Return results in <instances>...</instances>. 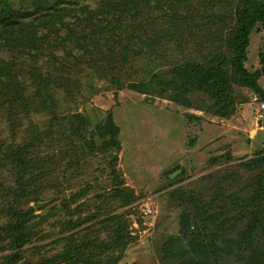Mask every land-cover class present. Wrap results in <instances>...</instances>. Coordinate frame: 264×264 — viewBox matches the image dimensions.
Wrapping results in <instances>:
<instances>
[{
	"label": "rangeland",
	"instance_id": "374dc122",
	"mask_svg": "<svg viewBox=\"0 0 264 264\" xmlns=\"http://www.w3.org/2000/svg\"><path fill=\"white\" fill-rule=\"evenodd\" d=\"M143 3L146 21L134 27L122 0H0V71L40 68L53 97L14 134L0 115V264H202L206 250L244 264L264 254L258 234L208 223L201 233L217 237L204 250L165 255L184 214L222 213L209 206L221 189L253 196L255 174L226 180L232 164L264 151V100L235 77L232 43L238 13L264 0ZM262 52L259 23L248 72ZM13 152L33 161L25 168ZM227 209L219 222L235 224Z\"/></svg>",
	"mask_w": 264,
	"mask_h": 264
},
{
	"label": "trees",
	"instance_id": "16d2710c",
	"mask_svg": "<svg viewBox=\"0 0 264 264\" xmlns=\"http://www.w3.org/2000/svg\"><path fill=\"white\" fill-rule=\"evenodd\" d=\"M122 1L125 3V5L132 7L128 16V20L132 21L134 27L136 24L143 25L146 21V13L142 12V5L144 4L143 0ZM120 6V4L117 5V7ZM178 18L179 17H171L169 20L177 25ZM122 20L123 19L120 18L116 21L121 23ZM259 23L264 24V6L262 5L257 6L254 4H249V6L244 11L238 13V19L236 21L235 31L233 33L234 37L232 48L235 54L232 70L235 74V77L239 78L243 83L250 86L254 93L264 100V89L259 84V80L264 77V52L259 55V63L261 66L260 70L258 69L252 74L248 72L243 66L248 59L250 36ZM89 24L92 25L91 22H89ZM117 30L119 31V29H112L109 34H114L115 32L117 34ZM138 38L142 42L144 35L139 33ZM83 39H87V37ZM36 41V44L38 43V45H36L34 48L32 47L31 49L36 51L37 54L39 51H42V47L44 46H39V43H42L41 37H39ZM122 55L123 53L118 55V57L122 58ZM11 67L15 68V63H12ZM32 70L33 71L22 72V75L19 76V78L24 76V73L26 74L25 76L29 78V84L31 83V86L34 85V87H36L34 94L27 93L29 88L26 87L25 81L19 79L16 73L13 75L11 68H8L5 72L0 71V115H2L10 125L11 132H13V134L17 128H20V123L23 121V119H28L29 115L34 110L49 108L53 105V97L52 95H49L51 93L49 90L52 88L50 80L44 79L45 77L41 73L40 68L32 67ZM31 128L34 131V135L32 137L34 140H37V135H39L37 127L33 126L32 124ZM12 155L15 158L20 156V159L17 161V163L25 164V168H27L26 164H30L33 161L32 159H27L28 155L25 153L13 152ZM34 162V165L37 167V169L46 174V170L48 168H41L39 166L44 164L43 161L35 159ZM226 172V180L232 183V186L240 185L242 183L243 174H255V176L253 175L254 177L251 181L254 183V188L250 185L251 191H253V196H250L248 199L241 198V196L238 195L240 193H233L229 196H226V190L221 189V192L216 195L215 200L209 204V206L215 211L221 210L222 213L220 215H218V212L209 214L206 210H202L200 208L194 209L191 215L184 214V216L181 218L180 232L175 235L168 244L165 254L166 259H169L171 255H175L176 251L179 250L186 251L191 249L194 251L196 248H198L199 251L200 249L204 250V248L207 247L202 246L205 244V240L212 241L215 236L217 237V235L209 236V234L205 235L201 233V227L207 226L206 224L208 223L209 225H214V229H217L222 233L239 231L237 237L248 235L249 237L253 238V235L258 234L262 237V239H264V151L258 156L241 160L236 164H232V166L228 168ZM242 191L244 190H241V192ZM175 200L177 201L180 199L176 197ZM218 204L219 209H217ZM226 209H232L233 212L239 216L229 221L230 223L234 222L235 224L231 225L228 223L227 225L223 220L219 222V218L226 216L227 213L224 212ZM244 220H246L247 223L238 229L239 227H237V224L240 223L242 225ZM187 241L188 243L186 244ZM210 249L212 250L213 247L211 246ZM215 256L216 255L214 253L213 255H209L208 250H206L205 254L200 253L199 258L202 260V264H221V262L222 264H227L225 263L227 261H225V259L219 258L218 261H215ZM241 262H244V264H264V254L257 252L251 257H244L241 259Z\"/></svg>",
	"mask_w": 264,
	"mask_h": 264
},
{
	"label": "water",
	"instance_id": "95a60500",
	"mask_svg": "<svg viewBox=\"0 0 264 264\" xmlns=\"http://www.w3.org/2000/svg\"><path fill=\"white\" fill-rule=\"evenodd\" d=\"M40 207H41V205H37V207H36V208H37V209H40ZM142 228H144V227H142Z\"/></svg>",
	"mask_w": 264,
	"mask_h": 264
},
{
	"label": "built area",
	"instance_id": "2783aa9c",
	"mask_svg": "<svg viewBox=\"0 0 264 264\" xmlns=\"http://www.w3.org/2000/svg\"><path fill=\"white\" fill-rule=\"evenodd\" d=\"M263 108H264V105H263Z\"/></svg>",
	"mask_w": 264,
	"mask_h": 264
}]
</instances>
